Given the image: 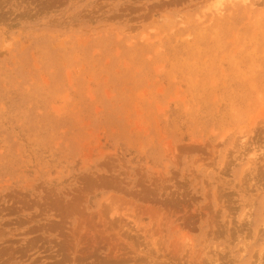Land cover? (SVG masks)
<instances>
[{
    "label": "rangeland",
    "instance_id": "374dc122",
    "mask_svg": "<svg viewBox=\"0 0 264 264\" xmlns=\"http://www.w3.org/2000/svg\"><path fill=\"white\" fill-rule=\"evenodd\" d=\"M0 264H264V0H0Z\"/></svg>",
    "mask_w": 264,
    "mask_h": 264
},
{
    "label": "bare ground",
    "instance_id": "6f19581e",
    "mask_svg": "<svg viewBox=\"0 0 264 264\" xmlns=\"http://www.w3.org/2000/svg\"><path fill=\"white\" fill-rule=\"evenodd\" d=\"M261 256H262V255H261ZM261 256H260V257H261ZM261 258H262V257H261ZM262 259H263V258H262ZM262 259H261V260H262Z\"/></svg>",
    "mask_w": 264,
    "mask_h": 264
}]
</instances>
